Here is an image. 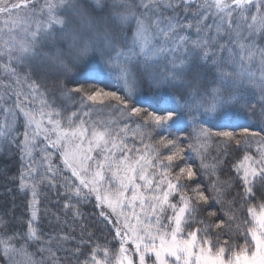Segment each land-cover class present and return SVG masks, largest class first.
I'll return each instance as SVG.
<instances>
[{
    "label": "snow or ice",
    "instance_id": "snow-or-ice-1",
    "mask_svg": "<svg viewBox=\"0 0 264 264\" xmlns=\"http://www.w3.org/2000/svg\"><path fill=\"white\" fill-rule=\"evenodd\" d=\"M253 100L264 0H0V264H264Z\"/></svg>",
    "mask_w": 264,
    "mask_h": 264
},
{
    "label": "trees",
    "instance_id": "trees-1",
    "mask_svg": "<svg viewBox=\"0 0 264 264\" xmlns=\"http://www.w3.org/2000/svg\"><path fill=\"white\" fill-rule=\"evenodd\" d=\"M102 87L103 85H98ZM253 104H256V115L248 113L247 115H240L238 118H235L232 121V126L228 128H217L214 127L213 131L217 130H232L237 133L241 132L243 127H248L252 131H258L259 129L255 125L259 124L264 117L260 115L259 105L256 100H253ZM215 145L211 148V154L215 155ZM242 156V152L240 153ZM18 164L12 158L11 154L4 155L0 153V208L12 207L13 202L15 203L16 212L19 214L23 212V203L22 199L17 195L16 185L12 182V177L17 173ZM256 203H259V197H257ZM47 205L51 207L47 200L43 201L42 208ZM89 222H91L89 220ZM43 226L47 229V219H44ZM103 227V225H101ZM107 235V231L103 233ZM110 239V237H109ZM238 243H243V239L240 238Z\"/></svg>",
    "mask_w": 264,
    "mask_h": 264
}]
</instances>
